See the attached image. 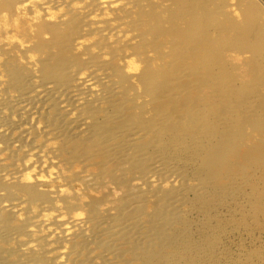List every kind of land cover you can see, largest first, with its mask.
I'll use <instances>...</instances> for the list:
<instances>
[{
	"label": "rangeland",
	"instance_id": "rangeland-1",
	"mask_svg": "<svg viewBox=\"0 0 264 264\" xmlns=\"http://www.w3.org/2000/svg\"><path fill=\"white\" fill-rule=\"evenodd\" d=\"M25 1L0 0V129H4L0 131V166L6 169V171L0 170V177L9 178L11 181L2 182L0 180L2 182L0 219L10 213L14 223H16L26 214L32 213V207H28V199L25 203L22 195L17 194V190H13L17 184L27 182L34 184L35 192L41 193V197L43 194V198L48 200L47 208L44 211L49 212L50 220H55L53 215H59V220L68 221V224L57 225V221H54L52 223L53 228L49 229L43 226L28 225L25 227L26 235L22 237L24 245L17 244L19 240L16 237H11V239L5 237L6 235L2 234L4 231L2 229L0 235L5 238L3 239L2 236L0 239V264H15L17 255L22 252L21 249L28 251L29 243L33 245H31V250L39 251L37 253L43 251L48 255L50 254L48 251L50 247H55L57 250L63 249L64 253L68 252L66 256L63 255L62 257L63 260L67 261V255H71L78 235L89 242L90 253L96 254L100 251L97 246L98 236H104L106 230L110 233H105V235L109 236L111 231H114L113 228L119 227L120 224L118 223L123 220L126 222L129 220L134 224L136 220L137 223L146 224V218H151L155 206L159 208V200L162 196H166L167 191H169L167 194L176 193L180 205L178 220L187 226L186 229L180 228L176 236L183 239L186 254L191 256L199 252L203 256L202 261L197 264H264V179H262L264 176L261 170L252 172L258 182L255 184L256 187L243 180L241 178L242 170L235 168L231 175L211 176L200 157L196 160L181 158L188 156L186 149L189 144L183 145L182 150L171 151L169 155L171 163L168 165L165 162L162 167V164H157L147 176L143 174V171L139 172L142 168L138 169V172H136L137 169L133 170L132 163L130 161L124 162V157L118 158V162H122L120 165H124L123 168L114 169L113 165L118 166L116 162L113 165L106 162L107 165L102 166L100 162L109 157L106 153L102 156L108 155L107 158L90 156L88 160L77 159L73 161L72 156L75 151L70 150L73 145L76 146L80 141V143H84L82 140H85V143L86 141H96L100 138L98 136L103 134V131L108 132L113 127V124L102 125L104 123L102 119L105 118V115L116 111L115 107L109 105L110 101L112 103L114 100L115 104H119L116 105L120 108V118L116 122L131 120L133 116L140 114V105L135 107L131 105L135 103V100L138 102L144 99L148 100L144 104L147 107L145 116L152 115V108L158 101V93H152L151 96L146 97L144 95L138 97L136 93L137 90L141 92L143 88L146 90V88L149 89L152 85H156L160 79L153 78L146 81L143 77L144 73H141V69L149 67L145 60L148 58L145 57V54L136 55L133 53L141 48V43L136 42L139 47L137 44L133 45L132 48L130 46L124 47L123 45L120 46L123 44L121 42L110 44L114 36H108L102 40L101 46L103 45L104 50L108 51H105L106 54L103 53L105 57L110 59L105 61L98 58V60L101 59L105 62L101 60L97 62V59L95 61L93 57L91 58L94 63L90 65L92 66L91 69H96L91 72L95 74L93 84H82L77 79H72L69 84L60 85L58 88L50 83L42 84L44 80L42 78L47 76L42 74L41 69L44 65L43 62L47 60L45 58H49V55H45L50 53L45 52L46 49L41 51L38 46L39 43L49 44L52 42L55 45L54 36L51 35L54 30L59 29V34L63 36H65V32L68 34L69 30L66 29L68 26H63L61 21L58 22L59 19L70 16L68 10H70V6L73 7L74 3L82 5L87 0H74V3L71 4H67L69 0H56V2L45 3L49 7L47 10H43L44 7L40 9L37 4L38 1L25 7ZM220 1L225 4L226 0H217L216 3ZM239 1L245 2L247 0ZM2 2L6 5L5 7L2 6ZM230 2L232 7L226 11L225 6L224 12L228 15L232 13L234 18L240 20L242 14L239 15L237 12L238 8V10L236 9L238 16H234V3L237 4L238 0H231ZM137 7L146 8L148 12H151V9L155 7V11L157 10L162 17H166V11L172 9L169 0H144L134 9ZM66 11L69 13L68 15ZM4 13H7V28L4 27ZM130 18L128 17V21H125V26H129ZM41 24L46 25L48 31L46 29L43 31L40 28ZM84 28L87 27L84 26ZM90 31L87 37L91 41L96 40L98 35ZM134 32L139 34L140 31L135 30ZM9 37H13V39H8ZM140 41L149 44L151 38L148 35ZM52 44H50L51 48ZM55 47L53 46L49 51L53 55L58 50ZM114 47L118 52L117 54H119V48H126L128 50L126 53H131L129 57L135 61L136 65L127 67L128 57L124 58L126 61L119 59L120 55L112 50ZM117 47L118 49H116ZM136 47L138 48L136 49ZM229 47L230 49L223 52L222 60L219 62L223 65L228 64L227 66L231 68V73H234L236 80H242L238 83L243 84V81L247 82L250 79L249 72L251 69L247 63L250 62L251 54L235 51L237 49L234 46ZM92 49L91 47L89 50L92 51ZM89 50L85 52L86 59L88 55L91 56L92 54ZM88 51L89 53H87ZM154 51L148 52V57L153 61L151 67L158 66L160 60ZM109 52L112 55L115 54V59L111 57ZM41 60L44 61L41 62ZM116 65L122 69V73L115 69ZM112 66H116L114 68L116 71ZM127 69L129 72H133L130 73L132 76L128 77L126 84H121L118 78L123 73L128 76L126 74ZM19 72H23V74L20 75ZM142 72L144 71L142 70ZM24 73L29 78L25 79ZM140 73L143 75L140 76ZM16 74L23 77L28 83L21 78L23 84L9 85L10 79H13ZM50 74L49 76L54 77L56 72H50ZM102 74L104 78L100 79ZM114 78L118 79L120 84L113 86L118 82ZM113 79L116 82H111ZM26 83L27 86H25ZM127 85L134 88L137 86V88L133 89L132 87L128 90ZM199 95L208 98L209 89L203 88ZM97 123L101 129L99 125L95 126ZM92 125L95 127L93 128L94 131ZM98 127L99 129H96ZM97 130L99 131L96 132ZM97 134L100 135L97 136ZM94 137L96 138L94 139ZM160 137L164 136L161 135ZM132 138L134 139L132 144H136V146L131 144L133 147L142 143L141 137L133 136ZM119 139L121 138L112 141V147L116 148L120 145L121 140ZM254 142L255 139L246 138L241 149ZM29 151H31L30 154H27ZM79 154L83 155L84 153ZM100 158L104 159L99 161ZM101 169L102 172L104 170L102 174L100 173ZM109 171L116 172V175ZM99 173L100 175H98ZM35 176L39 179L34 180ZM127 179L129 180L127 181ZM11 183L13 188L9 186ZM10 188H12V192L14 191L13 193H11ZM4 189H7L9 193ZM8 203H11L12 206H6ZM98 222H103V225H98ZM128 222L127 224L130 223ZM65 225H72L70 233L64 232ZM61 237H67V239L63 240ZM188 242L192 244L187 246ZM195 242L197 245L194 248ZM15 245L16 248L13 249ZM19 247L21 249H18ZM121 250L118 252L120 254H116L118 260L125 256Z\"/></svg>",
	"mask_w": 264,
	"mask_h": 264
},
{
	"label": "bare ground",
	"instance_id": "bare-ground-1",
	"mask_svg": "<svg viewBox=\"0 0 264 264\" xmlns=\"http://www.w3.org/2000/svg\"><path fill=\"white\" fill-rule=\"evenodd\" d=\"M37 1L38 7L40 9L44 7L43 10L49 8L48 4L45 3L56 2V0H26L24 5L25 7L26 5L31 6V3L33 5ZM73 1L69 0L67 4L74 3ZM142 1L144 0H87L82 5L74 3L73 7H69L70 10L67 9L70 13L68 19L62 17L58 21H61L60 23L63 26L67 25L69 27L66 28L69 30L68 34L65 32V36H63L59 34V29L54 30L51 35L54 36L55 45L52 42L49 44L40 42L38 45L41 51L46 49L45 52L50 53L45 55H49V58H45L47 59L45 62L41 60L44 65L40 69L43 72L42 74L47 76L42 78L45 80V82L42 81V84L50 83L58 88L60 85L69 84L72 79H77L82 84H93L95 74L91 72L96 69H91L92 66L90 65L94 64L91 58L93 57L95 61L97 59V62L101 60H98V58L105 61L110 59L105 57L103 53L106 54L108 51L104 50L103 45L101 46L103 44L102 40L108 36H114L112 42L109 41L110 44L121 42L123 44H120V46L123 45L124 47L130 46L132 48L138 42L141 43L140 47L142 49L140 48L133 53L136 55L145 54V57L148 58H145V60L149 67L145 64L148 68L141 69V73H144L143 77L146 81L153 78L160 79L156 85H152L146 90L143 88L141 92L137 90L136 93L138 97L158 93V101L155 102L153 110L151 109L153 111L152 115L145 116L147 107L144 104L148 100L144 99L141 102L135 100V103L131 105L134 107L140 105V114L133 116L131 120L126 119L123 121L129 123L127 125L123 122H116L120 118L119 104L116 103L118 104L116 105L113 102L114 100L112 103L110 101L109 105L115 107L116 111L111 114L107 113L105 118L102 117L104 118L102 119L104 121L102 125L113 124V127L108 132L103 131L101 136L97 134L100 138H97L96 141H86L85 143V140H82L85 144L80 143V141L78 142L79 145H77L78 143L76 146L73 145V148H70V150L75 151L72 156L73 161L77 159L88 160L90 156L99 157L106 153L109 157L107 158L108 155L102 157L107 159L103 161L101 159L104 158L98 159L101 161L102 166L107 165L106 162L110 165L116 162L118 166L113 165L114 169L123 168L124 165H120L122 162L119 163L118 158L124 157L125 161L120 160L126 163L130 161L132 169H137L136 172L142 168L139 172L143 171V174L147 176L155 169L157 164H162V167L165 162H167L165 164L171 163L169 158L171 151L182 150L183 145L189 144L186 149L188 156L181 158L196 160L200 157L203 164H206L204 166L209 170L211 176L231 175L234 168L242 170L241 178L256 187L255 184H258V182L252 172L261 170L264 176V0H247L245 2L238 0L237 4L234 3V16H238L236 11L239 9L237 12L239 15L242 14L240 20L234 18L232 13L228 15L224 12L232 7L231 0H226L225 4L222 1L216 3L217 0H169L172 9L166 11V17H162L157 10L155 11V7L151 9V12L141 7L134 9L136 5L142 4ZM224 8L225 10H223ZM66 13L69 14L67 11ZM128 17H131L129 26H125ZM84 26L87 28H84ZM40 28L43 31L45 29L48 31L46 25L41 24ZM135 30L140 31L139 34L134 32ZM89 31L98 35L97 39L95 38L96 40H92L94 43L87 37ZM148 35L151 38L149 44L140 41ZM50 44L59 47L60 49L56 47L55 49L60 51L57 50L58 52L56 51L55 55L51 54L49 51L53 46L51 48ZM229 46H234L237 49L235 51L251 54L250 62L247 63L251 69H249L250 79L247 82L243 81V84L238 83L242 80H236L237 78L234 77V73H231L228 64L223 65L219 62L222 60L223 52L230 49ZM91 47L93 48L92 51L89 50ZM87 50L91 51L92 54L91 56L88 55L86 59L85 52ZM112 50H115V47ZM118 51L119 54H117V51L116 54L120 55L119 59L123 60L128 57L127 67L133 66V64L136 65L135 61L129 57L131 53H126L128 51L126 48H119ZM149 51H154L158 55V57L156 56L160 59H158V66L151 67L153 61L148 57ZM110 55L112 54L110 53ZM114 55L111 57L114 58ZM39 65L42 67L41 64ZM115 69H118L119 73L122 71L118 66ZM50 72H56V75L51 77L49 76L51 75ZM19 73L20 75L23 74V72ZM130 73L133 72H129L127 69L126 74L128 76L124 73L120 75L118 79L121 84L128 82V77L132 76ZM141 73L140 76L143 75ZM24 75L25 79L29 78L25 73ZM23 77L17 74L14 75L13 79H10L9 85L23 84L21 81L24 79ZM103 78L104 75H100V79ZM25 79L24 81L27 82ZM114 79L111 82L118 81V79ZM27 83L25 86H27ZM108 83L111 85L109 81ZM120 83L118 81L113 86ZM113 86L110 87L113 88ZM132 87L128 86L126 88L129 90ZM135 88L133 87V89ZM203 88L209 89L208 98L199 95ZM102 111L104 112V110ZM93 125L92 130L94 131L93 128L95 127ZM97 125L99 124L97 123L95 126L97 127ZM96 129H99V127ZM3 130V128L0 129V131ZM161 135L164 137H160ZM133 136L141 137L142 143L137 144V147H135L136 144H132ZM117 138H121L119 139L121 143L114 148L112 147V141ZM246 138L255 139V142L241 149V145L245 144ZM131 144L135 146L133 147ZM30 152L27 154H30ZM79 153L84 154L80 155ZM234 160L236 161L234 162ZM97 164L99 165V162ZM0 170L6 171L2 166H0ZM103 172L101 169L100 173ZM115 173L114 171L111 172V174L116 175ZM143 174L142 176H144ZM135 177L137 178V176ZM36 179H39V177L35 176L34 180ZM40 179L43 180V178ZM0 180L11 182L9 178L4 179L2 176ZM1 181L0 190L2 189ZM9 186L12 187V183ZM33 186L35 185L26 182L17 184L13 189L17 190V194L22 195L21 197H23L25 203L28 199V207H32V213L26 214L24 218L19 219L20 221L16 223H14L13 216L10 213L0 219V234L3 229L2 234L6 235L5 237H10L8 239L16 237L19 240L17 244H25L22 237L26 235L25 227L28 225L43 226L49 229L53 228L52 223L54 221H57V225L68 224V221L59 220V215H53L55 220H50L49 212L44 211L47 208L48 200L43 198V194L41 197V193L35 192ZM12 188H10V191ZM4 190L8 192L7 189ZM13 192L11 191V193ZM167 192L166 196H162L159 200V208L155 206L151 218H146V224H142L143 222L137 223L136 220L134 224L127 220L131 225L123 220L118 223L120 224L119 227L113 228V232L111 231L112 228L110 229L111 234L109 236L105 235V233H110L107 230L103 234L104 236H98L97 246L100 251L96 254L90 253L89 242L78 235L71 255H67V261L62 258L63 255L68 254V252L64 253L63 249L57 250L55 247H50L48 250L50 254L48 255L43 251L37 253L39 251L31 250L33 245L29 243L28 251L21 249V247L24 248L23 245L18 248L22 252H20L21 256L17 255L15 264L200 263L203 256L199 252L191 256L186 254L183 239L176 236L180 228L186 229L187 226L178 220L180 205L176 193L167 194ZM25 196L27 197L25 198ZM6 206H12V204L8 203ZM103 222H98V225H103ZM71 226L65 225L64 232L70 233ZM3 235H0V239ZM62 239L66 240L67 237ZM191 244V242H188L187 246ZM195 245H197L196 242L194 248ZM15 248L16 245L13 249ZM121 249L125 256L122 255L123 258L119 255L122 259L118 260L116 254H120L118 252ZM81 252L83 253L81 254ZM114 257L117 259L115 258V260Z\"/></svg>",
	"mask_w": 264,
	"mask_h": 264
},
{
	"label": "clouds",
	"instance_id": "clouds-1",
	"mask_svg": "<svg viewBox=\"0 0 264 264\" xmlns=\"http://www.w3.org/2000/svg\"><path fill=\"white\" fill-rule=\"evenodd\" d=\"M3 15H4V20H5L4 27L7 28L8 27L7 22H6L7 21V13H4ZM8 39H13V37H9Z\"/></svg>",
	"mask_w": 264,
	"mask_h": 264
}]
</instances>
